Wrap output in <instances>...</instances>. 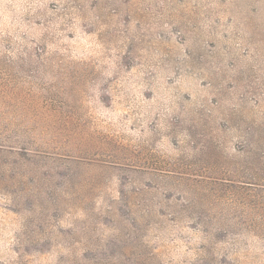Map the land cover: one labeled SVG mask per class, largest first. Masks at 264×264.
<instances>
[{
	"label": "rangeland",
	"instance_id": "374dc122",
	"mask_svg": "<svg viewBox=\"0 0 264 264\" xmlns=\"http://www.w3.org/2000/svg\"><path fill=\"white\" fill-rule=\"evenodd\" d=\"M0 264H264V0H0Z\"/></svg>",
	"mask_w": 264,
	"mask_h": 264
}]
</instances>
